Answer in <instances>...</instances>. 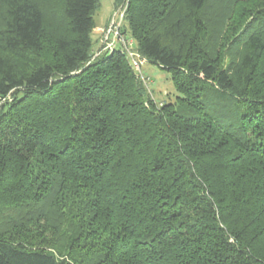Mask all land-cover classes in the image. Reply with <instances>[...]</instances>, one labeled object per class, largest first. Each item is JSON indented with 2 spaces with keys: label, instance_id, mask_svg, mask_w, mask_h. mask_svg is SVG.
Instances as JSON below:
<instances>
[{
  "label": "trees",
  "instance_id": "trees-1",
  "mask_svg": "<svg viewBox=\"0 0 264 264\" xmlns=\"http://www.w3.org/2000/svg\"><path fill=\"white\" fill-rule=\"evenodd\" d=\"M124 1L176 103L157 107L122 48L93 54L99 0H61L55 24L0 0V260L264 264V4L220 66L210 0Z\"/></svg>",
  "mask_w": 264,
  "mask_h": 264
},
{
  "label": "rangeland",
  "instance_id": "rangeland-1",
  "mask_svg": "<svg viewBox=\"0 0 264 264\" xmlns=\"http://www.w3.org/2000/svg\"><path fill=\"white\" fill-rule=\"evenodd\" d=\"M263 4L264 0L209 1L204 11L207 23L206 38L204 40L210 44V48H208L210 56L218 61L220 66L226 65L231 61L234 48L231 47L230 40L249 19V10H253ZM39 5L48 24L61 22V0H39ZM126 8L125 1L114 9V0H99L98 8L93 16L95 27L90 35L94 55L103 47L102 30L111 29L114 31V28H110L113 14L118 10H124V16L121 22L119 19L116 20L120 25L119 33L124 39V44L122 46L123 48L126 47L133 56H140L136 51L134 40L130 37L126 29V22L124 20ZM122 29H125V32L122 33ZM110 38H113L112 32H110ZM48 45L49 44H46L45 46L49 48ZM44 56L50 57V50L48 55L46 53ZM137 77L141 81L147 96L152 98L157 107H160L164 103H176L177 97H180L175 93L170 73L155 65L147 63L146 60Z\"/></svg>",
  "mask_w": 264,
  "mask_h": 264
},
{
  "label": "built area",
  "instance_id": "built-area-1",
  "mask_svg": "<svg viewBox=\"0 0 264 264\" xmlns=\"http://www.w3.org/2000/svg\"><path fill=\"white\" fill-rule=\"evenodd\" d=\"M124 16V10H118L113 14L112 18V25L110 28H114V31L111 29L109 30H102V45H103V51H112L114 48H122L123 52L125 53L126 57L128 58V61L130 63V66L135 73L136 76H139L140 69L142 65L144 64L145 60L140 56L136 55L133 56L127 48H123L124 39L119 33V22H116L117 19L121 22ZM115 24V25H114ZM110 32H112L113 38H110Z\"/></svg>",
  "mask_w": 264,
  "mask_h": 264
},
{
  "label": "snow or ice",
  "instance_id": "snow-or-ice-1",
  "mask_svg": "<svg viewBox=\"0 0 264 264\" xmlns=\"http://www.w3.org/2000/svg\"><path fill=\"white\" fill-rule=\"evenodd\" d=\"M193 3H198V0H192ZM0 264H3V260H0Z\"/></svg>",
  "mask_w": 264,
  "mask_h": 264
},
{
  "label": "crops",
  "instance_id": "crops-1",
  "mask_svg": "<svg viewBox=\"0 0 264 264\" xmlns=\"http://www.w3.org/2000/svg\"><path fill=\"white\" fill-rule=\"evenodd\" d=\"M101 29V28H100Z\"/></svg>",
  "mask_w": 264,
  "mask_h": 264
}]
</instances>
